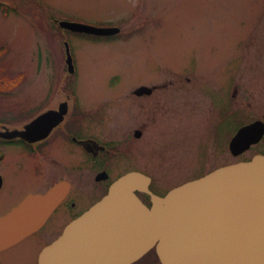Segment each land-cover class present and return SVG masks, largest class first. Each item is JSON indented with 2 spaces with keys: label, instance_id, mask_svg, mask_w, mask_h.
<instances>
[{
  "label": "rangeland",
  "instance_id": "374dc122",
  "mask_svg": "<svg viewBox=\"0 0 264 264\" xmlns=\"http://www.w3.org/2000/svg\"><path fill=\"white\" fill-rule=\"evenodd\" d=\"M61 21L117 26L121 35L61 32ZM62 39L71 49L72 77ZM0 47V83L8 84H0V115L24 110L25 102L33 107L52 81L71 80L81 109L94 113L81 119L80 134L122 141L126 154L113 172L140 171L158 192L237 162L230 138L264 121V0H0ZM140 86L158 89L137 98ZM63 150L55 148L60 165L75 168L60 166V178L91 191L92 173L76 168L83 156ZM26 178L8 175L6 196L30 188ZM65 217L54 216L42 233L1 253L0 264H36L43 241ZM135 264L159 261L150 252Z\"/></svg>",
  "mask_w": 264,
  "mask_h": 264
},
{
  "label": "water",
  "instance_id": "95a60500",
  "mask_svg": "<svg viewBox=\"0 0 264 264\" xmlns=\"http://www.w3.org/2000/svg\"><path fill=\"white\" fill-rule=\"evenodd\" d=\"M60 26L98 36L119 32L78 23L61 22ZM67 56L72 72L68 50ZM140 91L149 93L146 87ZM36 122L20 136H28ZM263 133L261 122L245 126L230 149L238 155ZM149 184L150 178L140 172L118 178L98 203L42 250L38 264H133L151 250L160 264H264L263 156L218 168L164 197L153 195ZM66 189L58 185L1 217L0 251L37 231ZM136 192L150 196L149 208ZM34 207L40 208L34 212Z\"/></svg>",
  "mask_w": 264,
  "mask_h": 264
},
{
  "label": "flooded vegetation",
  "instance_id": "af4514ba",
  "mask_svg": "<svg viewBox=\"0 0 264 264\" xmlns=\"http://www.w3.org/2000/svg\"><path fill=\"white\" fill-rule=\"evenodd\" d=\"M151 89L149 95H152L158 88L154 86ZM149 95L136 97L142 98ZM20 108L24 110H15L0 115V216L17 208L29 196L43 195L59 183L67 184L68 192L35 234L1 251L0 254L15 249L27 239L42 233L50 226L54 216L56 217L60 213L66 215V220L56 226V234L53 233L52 236L49 234L51 238L43 241L46 243L43 244L44 248L60 235L68 223L99 201L106 194L111 183L124 174L122 169L113 172L114 169L112 168L117 159L124 157L126 154V151L122 153L120 148L122 141L111 140L107 142L101 140L98 136L80 134L79 122L85 117H91L94 113L81 109L78 98L75 96L72 81L58 80L50 82L46 94L36 105L26 108L25 102V104L21 103ZM36 118H39V121L36 127L35 139L27 140L16 133L23 132L25 126ZM136 132H139L140 137L142 136L140 130H135L133 136ZM230 140L228 151L233 158L238 159L237 162L248 161L256 155H264V136L259 142L250 145L248 149L239 155H235L230 151ZM65 147L67 150H63V152H66L68 157L74 156V150H77L78 155L83 156V160H79L78 164H75L77 170H87L92 173L91 191H89L88 185H83L79 189L69 179L60 178L59 167L62 166L60 164L63 160L58 156L55 148L59 150ZM62 167L64 171L71 173L74 171L75 165L67 164ZM18 173H25L27 178L23 182L29 181L32 186L30 188L23 187L12 197H7V192H4L5 187L8 185L7 176L10 175L14 179ZM153 185L154 180L152 178L150 190L158 196H163L173 188L158 192L153 188ZM79 192L83 193L84 198L76 196ZM3 194L6 201L2 197ZM141 197L144 203L149 206V197L144 195ZM80 200H85V203L80 202Z\"/></svg>",
  "mask_w": 264,
  "mask_h": 264
}]
</instances>
